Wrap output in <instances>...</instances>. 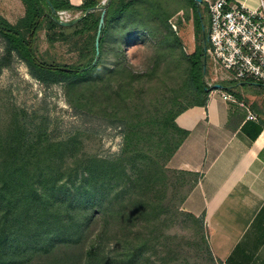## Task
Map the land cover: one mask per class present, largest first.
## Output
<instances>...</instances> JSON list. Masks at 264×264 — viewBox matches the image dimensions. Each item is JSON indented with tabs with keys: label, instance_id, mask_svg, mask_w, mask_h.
<instances>
[{
	"label": "trees",
	"instance_id": "16d2710c",
	"mask_svg": "<svg viewBox=\"0 0 264 264\" xmlns=\"http://www.w3.org/2000/svg\"><path fill=\"white\" fill-rule=\"evenodd\" d=\"M49 1L57 11H81L83 17L73 25L51 19L64 33H92L81 60L60 63L38 56L35 39L52 12L40 0H24L28 36L0 18V36L8 52L16 51L38 80L63 82L77 90L78 97L91 103L90 109H116L113 112L126 125L125 143L118 156L84 153L78 164L71 165L66 155H76L84 148L78 136L25 148L20 123L5 134L0 126V264H26L36 255H50L56 246L80 241L86 234L81 260L73 264H188L170 244L171 234L165 229L171 216L180 213L176 200L181 204L185 199L188 191L183 186L188 178L169 168L168 162L187 135L177 125V115L205 102L212 89L207 79L209 57L204 72L205 44L186 52L170 23L172 12L162 0H111L106 3L97 54L102 10L84 14L102 1L81 6L68 0ZM190 2L196 25L202 30L207 0L202 12L196 0ZM136 43L145 48L140 62L134 63L129 46ZM169 80L183 82L178 89L195 93L199 100L162 115L143 112L151 95ZM188 214L204 226L201 218ZM201 233L209 247L207 232Z\"/></svg>",
	"mask_w": 264,
	"mask_h": 264
},
{
	"label": "rangeland",
	"instance_id": "374dc122",
	"mask_svg": "<svg viewBox=\"0 0 264 264\" xmlns=\"http://www.w3.org/2000/svg\"><path fill=\"white\" fill-rule=\"evenodd\" d=\"M40 1L42 5H50L49 0ZM101 1L100 4L105 0ZM162 1L172 12L170 23L180 35L184 49L187 53H192L204 43V32L203 26L201 30L196 25V15L190 0ZM202 3H198L201 6L198 11L201 12ZM204 15L205 24L203 25L207 31L210 25V15L207 12ZM2 17L16 25L26 36L29 35L25 2L0 0V18ZM51 19L52 14H49L36 36L34 43L36 53L39 57L49 61L79 62L88 50L92 33L80 36H74L73 32L64 33L59 27L54 26ZM144 48L145 45L142 43L129 46V54L134 63L140 62ZM210 70L213 69L208 67L207 79L209 82H214L213 78L215 80L218 77ZM182 84L183 82L167 81L165 86L151 95L143 112L150 111L147 113L162 115L169 110H178L194 100H199L195 93L179 90ZM78 96L77 90L69 88L66 83L48 84L33 77L25 60L16 51L9 53L5 39L0 36V126L4 134L15 124L20 123L24 129L25 148H28L30 144L38 143L43 146L64 141L71 136H78L84 148L76 155L75 153L66 155L71 165L78 164L79 158L85 157L84 153L102 158L118 156L125 143L124 120L119 114L113 112L116 109L94 108L92 110L89 107L91 103L89 101L86 103L85 98ZM101 100L109 102L105 98ZM108 105L107 107H111L110 104ZM259 107L261 115L264 116V100ZM186 176L188 181L185 182L183 191H188L192 183L189 176L187 174ZM176 202L180 213L173 214L174 217L171 216L167 222V228L165 227L166 231L171 234L170 244L188 261V264H223L212 257L209 247L204 244L201 231L207 232L205 226L202 227L194 222L191 216L183 210L179 200ZM87 237L86 234L82 240L79 239L80 241L58 245L50 255L38 254L26 264L80 262ZM41 245L46 244L42 241Z\"/></svg>",
	"mask_w": 264,
	"mask_h": 264
},
{
	"label": "crops",
	"instance_id": "0c3cea01",
	"mask_svg": "<svg viewBox=\"0 0 264 264\" xmlns=\"http://www.w3.org/2000/svg\"><path fill=\"white\" fill-rule=\"evenodd\" d=\"M87 1L68 0L75 6ZM232 1L250 9L264 4ZM221 78L222 88L177 115L187 135L168 167L192 182L181 205L203 220L212 257L223 264H264V82Z\"/></svg>",
	"mask_w": 264,
	"mask_h": 264
},
{
	"label": "built area",
	"instance_id": "2783aa9c",
	"mask_svg": "<svg viewBox=\"0 0 264 264\" xmlns=\"http://www.w3.org/2000/svg\"><path fill=\"white\" fill-rule=\"evenodd\" d=\"M207 3L210 15L207 58L213 69L210 71L218 77L210 82L211 88L222 75L232 80L264 82V4L259 9H250L232 0H207ZM80 13L61 9L57 17L71 21Z\"/></svg>",
	"mask_w": 264,
	"mask_h": 264
},
{
	"label": "water",
	"instance_id": "95a60500",
	"mask_svg": "<svg viewBox=\"0 0 264 264\" xmlns=\"http://www.w3.org/2000/svg\"><path fill=\"white\" fill-rule=\"evenodd\" d=\"M111 0H107V3H109ZM198 3H202L204 0H196ZM50 6H51V14L53 16V18L59 22L62 25L65 26H69V25H73L76 22H78L83 16H78L75 19L71 20V21H61L58 19L57 17V9L55 8V6L50 2ZM97 8H100L102 10V14H101V18H100V22H99V27H98V36H97V40H96V47H97V54L99 53V46H100V36H101V32L102 29L104 27L105 24V15H106V10H107V5L103 4V5H99V6H95L92 8H89L88 10H86L85 15H87L90 11H93ZM200 12V10H199ZM203 32H204V72L206 73L207 71V43H208V34L206 31V28L203 25ZM224 85L222 83H215L212 87L213 88H222Z\"/></svg>",
	"mask_w": 264,
	"mask_h": 264
}]
</instances>
